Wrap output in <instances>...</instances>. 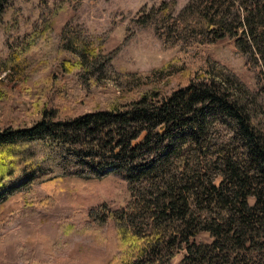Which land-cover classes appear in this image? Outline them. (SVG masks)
Wrapping results in <instances>:
<instances>
[{
  "label": "trees",
  "instance_id": "1",
  "mask_svg": "<svg viewBox=\"0 0 264 264\" xmlns=\"http://www.w3.org/2000/svg\"><path fill=\"white\" fill-rule=\"evenodd\" d=\"M13 1L0 0V22ZM66 11L37 19L40 31L27 34L25 46L0 66L18 75L10 87L0 80V226L13 215H35V206H21V191L43 178L54 186L52 215L65 212L58 202L75 184H125V207L98 198L65 220L68 229L83 231L110 225L117 252L106 264H173L181 251L177 264H264V0L143 6L132 28H148L164 47L178 46L171 62L124 73L140 84L147 77L150 89L112 95L110 107L79 114L71 78L51 72L46 92L22 111L9 98L38 82L22 61L57 22L66 21L57 52L78 58L61 65L69 74L84 65L75 73L81 86H90L97 70L115 79L112 38L103 43L76 33ZM220 41L244 56L243 71L211 54ZM34 230L22 221L0 233V257L19 264V257L37 255Z\"/></svg>",
  "mask_w": 264,
  "mask_h": 264
},
{
  "label": "rangeland",
  "instance_id": "2",
  "mask_svg": "<svg viewBox=\"0 0 264 264\" xmlns=\"http://www.w3.org/2000/svg\"><path fill=\"white\" fill-rule=\"evenodd\" d=\"M161 1L164 0H14L11 2L0 22V66L3 65L4 59L16 52L18 47L25 46L28 41L25 38L27 34L35 37L40 31L43 24L38 26L37 19L47 18L64 8L67 9L66 20L71 22L76 33L79 32L86 38H101L103 43L112 38L113 42L109 49L116 52L111 64L117 72L114 75L115 79H106L97 70L91 85L81 86L75 73L84 70V65L79 64V69L74 74H69L61 65L64 59L73 61L75 64L78 58L70 52L65 51L62 54L57 52L58 46H61L60 31L66 21L57 22L47 31L46 40L37 43L38 46L22 61L32 80L38 82L36 88L24 89V94H15L12 98L10 97L9 100L13 106L22 111L29 108L37 95L46 92L47 77L51 72H58L63 77L71 78L68 86L70 99L76 105L79 114L110 107L112 95H137L141 91L150 89L151 86L148 84L150 80L147 77H143L140 84L137 83L138 80L133 81L130 74L124 75V73L150 70L162 66L164 62H171L178 46L164 47L158 36L148 28L140 31L132 28L130 19L139 12L141 7L151 8ZM174 1L179 9L188 0ZM128 29H130L129 32ZM127 35H131L130 41L122 44ZM116 46L118 47L115 48ZM210 51L216 59L229 63L236 70L245 69L244 56L236 51L233 43L217 42L210 47ZM91 58L89 56L90 61ZM17 77L18 75L12 78L11 72L8 73L0 67V80L3 79L8 87L12 86L11 80H16ZM175 84L174 81L171 83L173 87L176 86ZM3 102L0 101V107ZM38 116V114L32 116L26 126H31ZM72 188L71 192L58 202L60 208L65 209L62 215L59 212L52 215L54 211L52 212L53 209L48 200L54 192V186L49 184L47 178L36 181L30 186L26 185L22 189L21 206L24 208L35 206V215L24 219H20L19 215H13L10 221L0 226L2 234L15 230L22 221L35 227L30 240L33 243H40V251L30 259L19 257V264H106L115 256L117 235L109 224L89 231H83L77 227L68 229L67 224L70 217L78 211L76 206L83 204L89 208L98 198L125 207L130 199V192L126 185L118 184L112 187L107 182H100L98 185L75 184ZM66 219L68 222L65 221ZM184 254L185 251L179 252L172 263L177 264ZM12 258L10 257L11 260ZM0 264L9 263L0 257Z\"/></svg>",
  "mask_w": 264,
  "mask_h": 264
},
{
  "label": "water",
  "instance_id": "3",
  "mask_svg": "<svg viewBox=\"0 0 264 264\" xmlns=\"http://www.w3.org/2000/svg\"><path fill=\"white\" fill-rule=\"evenodd\" d=\"M112 170L111 168H108V171Z\"/></svg>",
  "mask_w": 264,
  "mask_h": 264
}]
</instances>
